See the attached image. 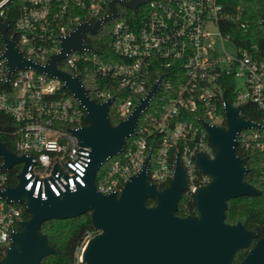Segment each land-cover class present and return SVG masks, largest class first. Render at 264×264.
<instances>
[{
	"label": "built area",
	"instance_id": "obj_1",
	"mask_svg": "<svg viewBox=\"0 0 264 264\" xmlns=\"http://www.w3.org/2000/svg\"><path fill=\"white\" fill-rule=\"evenodd\" d=\"M111 1L21 0L8 35L15 37L28 59L46 65L79 25H95L111 14ZM13 2L0 0V22L10 15ZM115 5L118 16L110 20L112 50L102 56L86 42L85 36L92 34L85 32L83 41L91 49H72L57 63L60 69L79 75L89 89L84 77L97 102L114 98L111 108L117 106L121 121L159 82L134 136L97 173L98 192L119 194L149 154V180L158 186L170 182L179 154L188 175L185 192L194 195L208 182L196 165L197 154L214 155L201 120L224 125L225 98L236 107L245 104L243 115L257 124L238 133L236 150L241 156L258 155L264 179V53L258 44L246 42L252 24L241 0H148L136 10L118 1ZM1 35L0 111L18 124L11 131L16 137L14 152L31 158L26 188L47 199L50 192L61 196L86 186L90 148L79 145L74 134L86 124L85 108L58 76L32 67H18L10 74ZM227 44L233 45L234 52ZM17 164L22 171L25 163ZM12 168L0 169V191L10 186ZM26 214L24 203L0 196V236L6 237L0 239V258ZM78 258L75 264L83 263L81 251Z\"/></svg>",
	"mask_w": 264,
	"mask_h": 264
},
{
	"label": "water",
	"instance_id": "obj_2",
	"mask_svg": "<svg viewBox=\"0 0 264 264\" xmlns=\"http://www.w3.org/2000/svg\"><path fill=\"white\" fill-rule=\"evenodd\" d=\"M117 1L136 10L148 0H112L111 14L100 18L95 25L88 22L79 25L63 39L62 51L54 54L46 65L28 59L19 50L15 37H9V14L4 22H0L6 45L3 56L10 74L18 67H32L58 76L68 92L83 105L86 124L74 130V134L79 145L90 148L91 158L85 175L86 186L79 185L76 191L67 190L61 196L50 192L47 199H42L33 195V189L26 188L25 174L31 158L16 154L0 139L1 170L25 163L18 184L1 190L0 196L24 203L29 213V218L19 222L22 228L12 232L0 264H40L43 258L57 251L48 235L42 232L44 222L77 217L86 212L91 213L96 233L87 239L82 249L83 264H235V254L249 247L258 232L249 230L242 221L232 224L225 220L229 201L261 194V190L247 180L250 170L247 157L236 150L238 133L243 128L257 125L243 115L245 104L236 107L225 98L224 125L201 120L214 155L199 152L196 157V165L208 176V182L194 193L197 214H177L179 202L189 186L187 170L179 154L174 174L163 188L149 180V154L141 171L125 181L119 194L97 190V173L110 158L124 150L128 138L134 136L142 112L148 108L159 82L126 119L113 125L110 108L114 98L97 102L79 75L60 69L57 63L72 49H91L84 43L83 33L97 34L104 23L117 17ZM149 199L155 204L150 205ZM261 233L238 264H264V224Z\"/></svg>",
	"mask_w": 264,
	"mask_h": 264
},
{
	"label": "trees",
	"instance_id": "obj_3",
	"mask_svg": "<svg viewBox=\"0 0 264 264\" xmlns=\"http://www.w3.org/2000/svg\"><path fill=\"white\" fill-rule=\"evenodd\" d=\"M21 0H14L10 5V19L13 23L19 13ZM241 3L246 9L247 17L250 19L252 29L247 36L249 43L258 44L261 53H264V25L261 20L264 18V0H241ZM112 26V25H111ZM110 28L103 30L96 35H86L85 40L92 45L95 50L102 54L112 50L113 34ZM238 37V36H236ZM241 36L238 37V39ZM242 43L244 41L241 40ZM60 67L64 69L63 65ZM69 70V68H68ZM84 83L90 89V95L95 97L94 89H92L83 77ZM228 94V93H227ZM228 97L230 98L229 94ZM118 100V96H117ZM116 107L110 110V120L113 125L121 121ZM86 123V121H85ZM17 122L9 115L0 111V139L4 141L9 149L15 151L16 137L11 135V131L17 128ZM247 157V164L250 168L247 174V180L261 190V194L257 196H241L233 198L229 201V207L226 211L225 220L229 223L242 221L243 224L252 230H257L261 234V228L264 224V179L260 177V162L257 154H244ZM1 161V157H0ZM21 165L16 164L10 170L8 184L16 186L18 184V176L21 172ZM202 172H200L201 174ZM169 182L159 185L160 188L167 186ZM150 205L155 204L153 199H149ZM180 216H188L197 214L196 198L193 194L184 192L182 199L179 202ZM29 218V214H26ZM42 232L48 235L50 243L57 250L49 256L42 259L40 264H75L79 259V253L83 244L85 245L87 238L96 233L92 225L91 213L86 212L77 217L67 219H52L44 222ZM84 247V246H83ZM246 253L241 250L235 260L238 262ZM83 264V263H81Z\"/></svg>",
	"mask_w": 264,
	"mask_h": 264
},
{
	"label": "flooded vegetation",
	"instance_id": "obj_4",
	"mask_svg": "<svg viewBox=\"0 0 264 264\" xmlns=\"http://www.w3.org/2000/svg\"><path fill=\"white\" fill-rule=\"evenodd\" d=\"M195 215V214H194ZM180 216V215H179ZM233 224V223H232ZM252 230V229H251ZM257 231V230H256ZM258 232V231H257ZM262 234V233H261ZM261 234L258 232V237L257 238H255V239H253V241H252V243H251V245L249 246V247H247V248H243V249H240L236 254H235V256H234V263L235 264H238L239 262H241L244 258H245V256L247 255V253L249 252V250H250V248L255 244V242L258 240V238L261 236ZM241 250H243V251H246V253L244 254V256L238 261V262H236V260H235V258H236V256H237V254L241 251Z\"/></svg>",
	"mask_w": 264,
	"mask_h": 264
},
{
	"label": "rangeland",
	"instance_id": "obj_5",
	"mask_svg": "<svg viewBox=\"0 0 264 264\" xmlns=\"http://www.w3.org/2000/svg\"><path fill=\"white\" fill-rule=\"evenodd\" d=\"M124 9V8H123ZM112 21H108V22H106V24H105V30L107 29V28H110V26L112 25ZM93 35H96V34H92V36ZM227 48H228V50L229 51H231V52H234V48H233V45L232 44H227ZM63 67H64V69H66V70H68V67L66 66V65H63ZM91 237V236H90ZM83 246H84V244H83ZM83 246H82V248H81V253H82V249H83Z\"/></svg>",
	"mask_w": 264,
	"mask_h": 264
},
{
	"label": "clouds",
	"instance_id": "obj_6",
	"mask_svg": "<svg viewBox=\"0 0 264 264\" xmlns=\"http://www.w3.org/2000/svg\"><path fill=\"white\" fill-rule=\"evenodd\" d=\"M0 239H6V237H4V236H0Z\"/></svg>",
	"mask_w": 264,
	"mask_h": 264
},
{
	"label": "bare ground",
	"instance_id": "obj_7",
	"mask_svg": "<svg viewBox=\"0 0 264 264\" xmlns=\"http://www.w3.org/2000/svg\"><path fill=\"white\" fill-rule=\"evenodd\" d=\"M86 244V243H85ZM82 258V257H81Z\"/></svg>",
	"mask_w": 264,
	"mask_h": 264
}]
</instances>
